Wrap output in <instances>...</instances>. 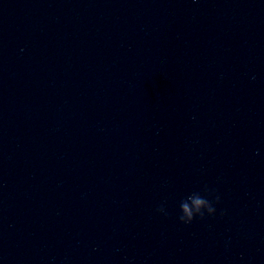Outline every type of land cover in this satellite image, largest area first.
I'll return each instance as SVG.
<instances>
[{
  "label": "water",
  "instance_id": "water-1",
  "mask_svg": "<svg viewBox=\"0 0 264 264\" xmlns=\"http://www.w3.org/2000/svg\"><path fill=\"white\" fill-rule=\"evenodd\" d=\"M133 258L264 264V0H0V264Z\"/></svg>",
  "mask_w": 264,
  "mask_h": 264
},
{
  "label": "clouds",
  "instance_id": "clouds-1",
  "mask_svg": "<svg viewBox=\"0 0 264 264\" xmlns=\"http://www.w3.org/2000/svg\"><path fill=\"white\" fill-rule=\"evenodd\" d=\"M252 79L254 80L255 77L253 76ZM220 202L221 197L217 190L204 185L202 189L192 191L179 200L177 219L181 224L191 225L197 219L203 221L208 217H214ZM156 212L167 217L169 212L166 202L158 205ZM220 215L224 216L226 212L221 211ZM128 264H135L134 258L128 259Z\"/></svg>",
  "mask_w": 264,
  "mask_h": 264
}]
</instances>
